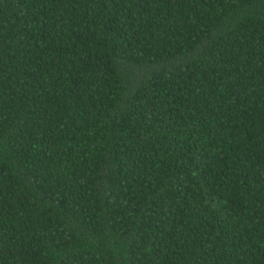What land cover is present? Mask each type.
Segmentation results:
<instances>
[{
    "label": "trees",
    "instance_id": "obj_1",
    "mask_svg": "<svg viewBox=\"0 0 264 264\" xmlns=\"http://www.w3.org/2000/svg\"><path fill=\"white\" fill-rule=\"evenodd\" d=\"M0 264H264V0H0Z\"/></svg>",
    "mask_w": 264,
    "mask_h": 264
}]
</instances>
